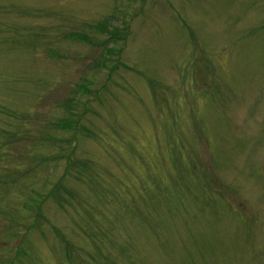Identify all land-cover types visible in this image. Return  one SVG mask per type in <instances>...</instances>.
Listing matches in <instances>:
<instances>
[{"label":"rangeland","instance_id":"obj_1","mask_svg":"<svg viewBox=\"0 0 264 264\" xmlns=\"http://www.w3.org/2000/svg\"><path fill=\"white\" fill-rule=\"evenodd\" d=\"M189 55L217 85L206 96L207 81L198 92L188 88V98L173 96L177 106H166L161 87L187 83L181 65ZM185 71L191 76L195 64ZM152 90L158 94L149 100ZM203 123L207 149L195 133ZM167 137L178 152L183 139L191 141L193 168L211 166L231 189H223L229 206L221 198L211 206L198 187L188 191L195 178L182 184L164 177L165 198L151 203L144 229L133 230L138 218L117 208L121 200L111 203L120 225L103 240L106 250L101 242L104 264H264V0H0V175L18 176L0 185V264H59L65 245L55 225L37 217L34 200L84 256L94 254L96 244L72 231V213L68 218L47 196L101 203L94 187L68 173L69 158L82 161V172L105 175L96 184L110 197L117 189L108 180L117 184L130 173L142 192L154 182L150 164L168 157V142L158 150ZM130 232L138 251L130 249L132 256L114 246Z\"/></svg>","mask_w":264,"mask_h":264}]
</instances>
